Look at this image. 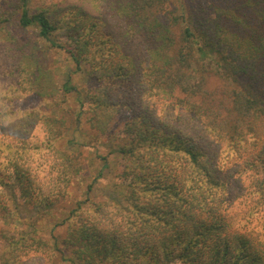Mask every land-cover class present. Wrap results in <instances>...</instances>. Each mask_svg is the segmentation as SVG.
I'll return each mask as SVG.
<instances>
[{
	"label": "trees",
	"instance_id": "trees-1",
	"mask_svg": "<svg viewBox=\"0 0 264 264\" xmlns=\"http://www.w3.org/2000/svg\"><path fill=\"white\" fill-rule=\"evenodd\" d=\"M41 39L87 74L68 116L98 139L131 115L115 189L77 201L63 247L11 205L50 213L85 170ZM262 213L264 0H0V264H264Z\"/></svg>",
	"mask_w": 264,
	"mask_h": 264
},
{
	"label": "rangeland",
	"instance_id": "rangeland-1",
	"mask_svg": "<svg viewBox=\"0 0 264 264\" xmlns=\"http://www.w3.org/2000/svg\"><path fill=\"white\" fill-rule=\"evenodd\" d=\"M31 6L36 7L49 0H29ZM41 45L48 54V66L53 71L55 83L60 88L68 82L70 91L61 90V99H65L60 104L59 113L69 118V128L66 129L65 138L60 145L69 151H80L83 153L85 170L78 177L76 183L71 187L69 194L62 198L57 205L48 213L39 207L27 205L19 196V193L12 196L11 205L17 213L13 223L18 228L34 231V227H28V221L34 220L38 233L60 247L66 235V226H61L62 219L79 200L92 198L96 200L111 196L115 189L117 175L123 170L125 160L119 152V148L125 142L124 129L131 118L127 110H122L109 121V129L106 135L96 139L94 130L87 123L88 116L85 114L80 122L76 121L75 112L80 108L78 96L81 93L83 98L88 86V78L84 67L79 68L69 53L62 48H57L51 43L41 39ZM76 89V90H73ZM35 100L32 97L21 98L16 101V105L21 109L33 107ZM54 112H57L54 110ZM101 173L100 177L98 175ZM90 185H92L90 187ZM244 206L238 205V210L243 211ZM257 220V215H256ZM264 221V213L258 223ZM59 225V226H58ZM3 223L0 222V228ZM5 241L0 237V259L5 247ZM55 264H72L70 261L59 257Z\"/></svg>",
	"mask_w": 264,
	"mask_h": 264
}]
</instances>
